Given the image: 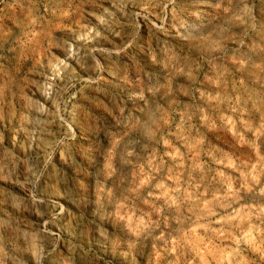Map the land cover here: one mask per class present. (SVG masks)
<instances>
[{
	"label": "rangeland",
	"instance_id": "obj_1",
	"mask_svg": "<svg viewBox=\"0 0 264 264\" xmlns=\"http://www.w3.org/2000/svg\"><path fill=\"white\" fill-rule=\"evenodd\" d=\"M0 264H264V0H0Z\"/></svg>",
	"mask_w": 264,
	"mask_h": 264
}]
</instances>
